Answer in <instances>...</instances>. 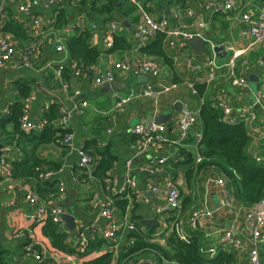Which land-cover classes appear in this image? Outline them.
Masks as SVG:
<instances>
[{
  "label": "crops",
  "instance_id": "crops-1",
  "mask_svg": "<svg viewBox=\"0 0 264 264\" xmlns=\"http://www.w3.org/2000/svg\"><path fill=\"white\" fill-rule=\"evenodd\" d=\"M60 1V4H52L50 0H0V29L5 24L13 26L15 34L1 31L12 40L17 51L9 62L0 65V110L17 99L18 82L31 83V94L25 100L28 120L32 124L37 122L44 109L54 105L59 114L62 110L70 113L65 130L73 134L69 144L62 142L63 137L40 144L28 136L31 132L37 134L34 130L24 132L26 137L23 135L14 141H11L12 134L7 142L0 140L3 144L1 155H5L11 165L21 162L17 168L12 166L15 177L13 174L0 177V264H37L24 253L27 242L39 243L40 249L50 255V259L40 264L49 261L72 264L67 258L69 255L75 264H84L104 252L115 251L120 255L124 247L133 242L126 230L120 232L115 241H105L84 256L76 252L82 235L93 237V233L105 228L107 220L99 212L107 199L113 200L114 220L134 224L136 231L142 233L141 241L151 236L160 237L158 240L162 241L174 228L185 239L199 235L207 253L214 254L218 248L234 250L236 264H250L248 252L255 248L260 264H264V243L254 240L249 222L244 219L243 212L247 207L222 204L221 188L216 179L225 178L217 168L206 166L196 171L201 161H197L198 146L193 138L194 133L202 131L197 116L202 104L218 108V102L224 101L235 109L246 108L253 113L257 127V132L250 135L247 152L264 164V42L250 43L245 23L233 19L230 14L220 13L223 0H142L146 11L155 16L164 13L172 25L183 30L196 31V21L204 23L200 32L206 43L201 53H197L189 41L180 39L172 47L164 37L161 41L163 55L160 56L142 50L146 46L149 49L157 47L161 33L142 42L135 32L138 11L128 0H118L107 12L98 3L93 6L89 0ZM255 1L261 3L263 0ZM27 3L30 4L27 12L18 10ZM187 10L193 12V17L188 16ZM60 11L64 15L58 16ZM34 18L40 20L37 28L32 24ZM83 30L89 32L90 45L100 51L95 64L87 74L76 68L68 80L62 73L57 76V67L69 60L65 39ZM109 38L113 41L111 47L107 46ZM33 44L37 48L31 63H19L20 50ZM216 45L223 46L219 55L210 48ZM57 46L62 49L58 51ZM238 50L240 53L234 57ZM212 55L219 65L213 76L205 62ZM232 57L234 63L230 68L225 64ZM146 58L159 69L157 76L115 70L112 83H94V79L114 62L127 60L133 64ZM76 71L80 74L76 75ZM250 75L258 81L250 82ZM240 76L247 80V86L234 83V78ZM146 84H152L156 89L168 87L169 91L157 100L132 96L121 108H115L118 98L139 92ZM83 101L85 106L81 105ZM179 102V110H173V105ZM183 106L196 112V121L188 138L180 140L175 124ZM167 112V122H161L166 126L164 140L151 145L144 154L138 153L140 139L132 133L133 126ZM80 149L94 157L86 168L79 164ZM180 150L186 153V159L174 155ZM100 154H103L104 165L110 166L97 177L94 172L102 160ZM163 155L168 159L162 170L149 172L143 169L147 160ZM128 161L135 180L129 199L116 192L123 182ZM31 167L33 171H53L54 174L39 179ZM190 170L192 173L187 175ZM167 180L173 181L179 189L181 209L177 213H156L164 203ZM27 193H31L34 202L26 199ZM50 206H60L63 213L74 218V232H70L63 220L57 223L67 233L68 251L73 253L52 252L42 230V221L48 217L41 221L34 219L39 207ZM195 208L211 210L212 217L191 227L186 222V215ZM144 219H155L157 224L147 229L141 224ZM228 229L240 240L239 248L218 243L221 234ZM117 257L112 264H122ZM144 262L156 264L152 258L130 260L126 264Z\"/></svg>",
  "mask_w": 264,
  "mask_h": 264
},
{
  "label": "built area",
  "instance_id": "built-area-1",
  "mask_svg": "<svg viewBox=\"0 0 264 264\" xmlns=\"http://www.w3.org/2000/svg\"><path fill=\"white\" fill-rule=\"evenodd\" d=\"M132 4L135 5L139 19L135 25V32L137 37L142 42L148 41L150 38L155 36L158 33L164 34L167 37L168 44L172 47L176 46L178 40L189 41L195 36H201L200 30L204 25L203 21H196V31H187L183 30L175 25H172L167 16L163 13L155 16L148 11L145 10L144 6L139 3L137 0H128ZM52 4H60V0H50ZM30 4L27 3L18 8L19 11L27 12ZM220 13L230 14L233 19L240 20L246 25V33L250 38V43L257 44L264 42V0L261 3H257L255 0H223V5L219 9ZM188 16L193 17V12L191 10H187L186 12ZM32 24L35 28L39 27L40 20L34 18L32 20ZM114 28V27H112ZM113 44L112 38L107 40V46L111 47ZM36 44L30 45L28 48H24L20 50L18 53L19 63L30 64L31 57L36 52ZM213 48V46H210ZM58 51L62 49V47L57 46ZM240 51L234 52V57L237 56ZM17 54L16 48L14 47L12 40L8 36L5 35L0 29V65H3L6 62H9L15 55ZM234 57L230 58L225 64L227 67H232L234 63ZM206 65L210 70V74H213L214 69L218 68L219 65L216 64L215 58L207 57ZM115 70H131L135 74H148L150 76H157L159 73V69L154 64L151 59H142L137 60L133 64H130L127 60L121 62H114L111 68H108L104 73H100L95 79V84H101L103 82L112 83L115 79L114 72ZM56 74L59 76L61 74L60 69H56ZM76 75H79L80 72L76 71ZM213 76V75H212ZM234 83L236 85L245 87L247 86V80L243 77H235ZM66 87V85L64 84ZM169 91L168 87H161L156 89L152 86V84H146L142 90L139 92H134L127 96L118 98L115 102V108H121L125 103H127L132 96H145L152 97L155 100L162 94ZM78 91H75L77 94ZM81 105L85 106L86 102H81ZM218 108L221 110L223 114V118L225 121L229 123H236L242 121L247 129L249 134H254L257 132V127L254 125L255 117L250 110L246 108L235 109L232 108L229 104L224 101H220L217 104ZM9 112L8 107L6 106L3 110H0V113L7 114ZM70 119V113L68 111L62 110L59 116L54 119L53 125L57 128L66 129L68 126V122ZM196 121V112H193L189 107L183 106L181 107L178 117L176 119V128L179 134V139H187L191 133L192 128L194 127ZM46 119H39L35 123H31L28 120L27 112L25 110L23 116L20 120V130L23 132H31L40 131L45 126H47ZM166 131V126L163 123H154L151 122L149 124H136L132 128V133L139 137V145H138V153L144 154L151 145L164 140V133ZM193 138L196 143H198L201 139V131H198L193 134ZM73 139L72 132L68 131L64 134L62 138V142L64 144H69ZM79 153V164L81 168L88 167L94 161L93 155L88 152L80 149ZM179 155V153H175L174 155ZM178 157V156H177ZM168 159L167 155H163L157 158H152L147 160L143 164V169L149 172H157L162 170V167L165 165ZM197 161H202V157L198 156ZM258 161V160H257ZM12 172V165L8 161L5 155L0 156V177L2 176H10ZM36 176L39 179H47L54 174L53 171H39L35 169ZM216 184L221 188L222 195V204L225 206H233L234 197L231 192L228 190L226 186V182L224 179H216ZM166 186V195L164 203L161 207L156 209V213L167 211L170 213H177L181 209V195L177 185L171 181L167 180L165 182ZM135 187V180L130 171V162H126L125 166V174L122 184L116 189L118 194H122L125 198L129 199L133 189ZM26 199L30 202H34L35 199L31 195V193L26 194ZM100 216L104 217L107 220L105 228L100 232L93 233V236L100 237L105 241L113 242L116 240L118 234L124 230L128 232L136 231L137 227L134 224L128 222H116L114 220L113 214V200L107 199L105 200L100 209ZM63 214V210L60 206H50L48 208L39 207L36 211V215L34 219L36 221H41L45 217H48L54 223H61ZM244 219L249 222L250 230L252 237L255 241L264 243V235L262 234V228L264 227V194L262 197L252 204L251 206L245 208ZM212 217V211L204 208H195L193 209L191 215H189L186 222L189 226L193 227L199 222L203 220H208ZM181 239H185L183 236ZM218 243L223 246H231L233 248H239L241 246L240 240L235 236L234 232L230 229L225 230L219 240ZM86 245V236L82 235L76 251H82ZM24 253L37 263L40 264L47 259H50V255H46V253L42 250H37L32 243L24 245ZM115 253V251H111ZM117 253H115L116 255ZM68 260L73 262L72 257L67 256ZM248 260L250 264H260L258 252L255 248L251 249L248 252ZM55 261H49L48 264H55Z\"/></svg>",
  "mask_w": 264,
  "mask_h": 264
},
{
  "label": "trees",
  "instance_id": "trees-1",
  "mask_svg": "<svg viewBox=\"0 0 264 264\" xmlns=\"http://www.w3.org/2000/svg\"><path fill=\"white\" fill-rule=\"evenodd\" d=\"M137 1L141 4L142 2L145 3L142 0ZM117 2L118 0H89V3L93 4V6L98 3L106 12L113 9ZM59 15H64L63 11H60ZM61 22L62 18L58 20L59 24ZM12 27L11 24H5L1 27V30L15 34V30ZM160 35L157 47L149 49L146 46L142 50L160 56L163 55L161 41L165 35ZM124 47L128 48L127 45ZM65 49L69 60L63 66H58L57 69H60L62 77L66 80L71 77L70 73H73L76 68L87 74L100 53L98 49L90 45L88 30L80 31L65 39ZM16 90L17 99L7 105L9 112L7 114L0 113V140L6 142L9 139V134L13 135L11 141L24 135V132L20 130V120L26 110L25 100L31 94L32 85L31 83L18 82ZM58 116L57 106L51 105L49 108L44 109L40 118L46 119L48 125L38 131L37 134L31 132L28 136L35 138L40 144L62 138L68 130L60 129L53 125L52 121ZM197 116L202 125L201 139L197 143L202 161L196 166V171L206 166L217 168L224 176L226 186L234 197L236 206H251L264 194V164L259 163L247 152L251 136L246 125L242 121L236 123L225 121L220 109L206 103L201 105ZM7 127H9V131ZM24 136L26 137V135ZM178 153L180 159H186L184 151L180 150ZM102 155L100 154L101 157ZM20 164L21 162L16 165L12 163V166L17 168ZM109 166L104 165L102 157L94 175L100 177L102 171L109 168ZM13 167L11 174L15 177ZM31 171L37 177L33 167H31ZM190 173H192V170L187 172V175ZM120 206L121 208L124 207L123 204ZM42 222L44 223L43 234L48 239L52 252L68 251V245L66 244L67 233L62 231L60 226L49 218H45ZM140 235L142 236L140 231L130 232L129 238L133 239V243L124 247L120 255H115L111 251L104 252L88 259L84 264H112L117 256L116 260L122 261V264H126L130 260L137 262L140 259L149 258L154 259L156 264H236L237 261L236 252L231 249L218 248L214 254L207 253L201 243L200 236L197 234L181 239L176 230L172 228L162 241L158 240L160 237L152 236L146 237L144 241H141ZM136 240L137 242H135ZM30 243L32 242H27L26 244ZM103 243H105V240L100 237H90L88 235L86 236V245L83 250L76 252L80 256H84L100 247ZM32 244L37 250H41L39 243ZM68 252L73 253L74 251Z\"/></svg>",
  "mask_w": 264,
  "mask_h": 264
},
{
  "label": "water",
  "instance_id": "water-1",
  "mask_svg": "<svg viewBox=\"0 0 264 264\" xmlns=\"http://www.w3.org/2000/svg\"><path fill=\"white\" fill-rule=\"evenodd\" d=\"M189 43L194 47V49L196 50L197 53H201L202 49L205 45V39L202 36H195L192 39L189 40ZM213 51L216 55H219V51H221L223 49V46L221 45H216L213 46ZM142 77V76H139ZM249 80L252 83H256L258 80L255 76L250 75L249 76ZM180 102L176 103L173 105V110L177 111L180 108ZM169 117V113H164L161 114L159 116L156 117H149L147 120L142 121L143 124H149L151 122L154 123H161V122H167ZM3 144H0V156H1V148H2ZM62 220L66 223V226L68 227V229L70 230V232H74V218L71 214L69 213H63L61 215ZM141 224L144 225L147 229H151L152 227H155L157 224V221L155 219H144L141 221ZM141 264H150L148 262H144Z\"/></svg>",
  "mask_w": 264,
  "mask_h": 264
},
{
  "label": "rangeland",
  "instance_id": "rangeland-1",
  "mask_svg": "<svg viewBox=\"0 0 264 264\" xmlns=\"http://www.w3.org/2000/svg\"><path fill=\"white\" fill-rule=\"evenodd\" d=\"M252 85H253V84H252ZM254 88H255V87H254ZM192 211H193V209H192ZM192 211H191L189 214L186 215V217H187L186 219H188V217H189V215H191ZM130 242H131V241H130ZM132 243H133V242H132ZM132 243H131V244H132Z\"/></svg>",
  "mask_w": 264,
  "mask_h": 264
}]
</instances>
